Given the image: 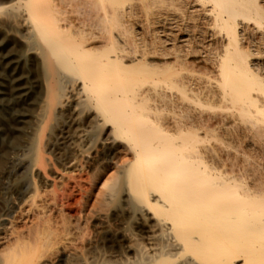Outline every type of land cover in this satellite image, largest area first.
<instances>
[{"label": "bare ground", "instance_id": "6f19581e", "mask_svg": "<svg viewBox=\"0 0 264 264\" xmlns=\"http://www.w3.org/2000/svg\"><path fill=\"white\" fill-rule=\"evenodd\" d=\"M69 2L0 0V176L7 174L6 163L24 139L37 141L32 164L42 165L41 140L52 120L53 107L63 103L68 84L80 82L87 108L96 109V112L90 122L91 133L81 131L80 150L73 148L74 155L89 150L100 137L109 144L116 143V150L133 155L124 164L128 171L122 182V191L127 207L121 211L123 219L118 220L119 244L117 249L112 245L107 255L79 247L76 242L83 237L81 227L70 228L68 224L71 222L66 215L53 214L52 210L49 213L46 201L41 199L40 187L34 183L30 190L15 194L20 213L25 211L22 207L27 206L34 223L16 226L13 224L16 221L14 210H0V264H48L56 257V264H115L106 257L116 259V264H264L263 188L256 183V186L243 184L234 173L228 176L224 167L208 165L201 156L193 154L191 148L180 150L163 140L149 139L152 135L149 131H153V127L145 124L143 113L142 119H138L141 122L135 124L136 120H133L135 110L144 101L148 90L146 94L138 91L141 97L144 94L143 99L137 95L136 101L129 106L132 99L125 84L131 80L129 74L139 70H135L136 67L155 68L163 74L165 82L180 83L195 95L206 97L209 94L206 97L209 99L213 92L209 87L213 86L222 101L239 98L241 112L253 114L264 123V72L250 59L254 55L247 53L244 44H240L239 37H245L246 30L242 29V35H238L241 21L237 19L239 14L235 5L239 1L199 0L210 4L211 9L207 13L223 32V38L227 39L222 45V54L215 57L214 62L210 58L215 73H211L214 76L210 77V82L208 80V87L207 84L204 87L195 84L191 79L186 81L182 74L183 79L173 76L178 75V67L183 69L186 64L182 62L179 55L182 50L178 46L172 45L174 47L170 46L167 52H163L167 58L161 64L149 62L145 49H139L142 54L137 51L126 53L109 30H106L109 35L105 33L108 42L98 47L97 39L105 36L100 34L97 38V24L100 22L97 23V19L100 17L95 5L89 8L92 11L88 14L90 16L81 20L75 18L77 15L74 18L69 15L79 9L78 5L75 7ZM242 2L249 10L250 0ZM105 11L103 20L107 23L113 14L107 13V9ZM80 16L83 17L82 14ZM259 16L264 20V15ZM104 22L103 28L108 29L110 26ZM98 27L103 30L102 26ZM246 36L250 37L248 33ZM150 50L152 53L153 49ZM24 52L30 54L32 67L45 71L44 80L38 84V99L33 98L34 85L28 74L18 69L28 61L23 58ZM170 54L175 58L169 60ZM173 68L176 73H170ZM196 85L201 88L197 86L196 89ZM109 87L110 90L115 88V92H107ZM167 95H162L164 105L169 103ZM186 127L181 129L187 130ZM165 130L158 128L157 133L163 136ZM74 155L68 162L70 168L77 163ZM96 175L92 187L97 184ZM118 182L119 177H115L109 186L110 194L97 197L100 210L113 200ZM80 186L77 184L76 187ZM72 196L73 192L62 191L59 201L63 205ZM57 200L55 197L54 202ZM5 220L13 227L8 229ZM131 221L139 228L137 232L127 230L125 225ZM4 230L8 231L4 234L1 232Z\"/></svg>", "mask_w": 264, "mask_h": 264}, {"label": "rangeland", "instance_id": "374dc122", "mask_svg": "<svg viewBox=\"0 0 264 264\" xmlns=\"http://www.w3.org/2000/svg\"><path fill=\"white\" fill-rule=\"evenodd\" d=\"M70 1L72 3L67 0L75 7L78 5L77 8L79 7L81 11L76 9V13L71 8L72 12L69 15L73 18L74 15H77L75 18L78 17L81 20L90 16L88 15L90 12L92 13L90 9L95 5L97 15L100 17V19H97V23L100 21L97 24V38L100 37V34L105 36L104 38L100 37L102 41L100 38L97 39L98 47L108 42L105 39V33L112 32L111 34L118 40L117 45L120 44L119 46H122L123 50L125 48L124 51L126 53L129 52L131 54L130 52L137 51V53L142 54L145 49L144 53L147 52L146 58L149 62L161 64L167 58L163 55V52L174 47L172 45L178 46L183 52L179 53L182 57V62L185 61L183 63L186 64L183 66L184 70L178 67L176 71L173 68L170 73L177 72L178 75L175 76L173 74L175 78L179 76L181 79L183 76L186 81L191 79L194 80L195 84L198 83L202 87L207 84L206 86L208 87V80L210 82V77L214 76L211 74L214 70L212 63L220 53L222 54V45L227 41L225 37L223 38L224 34L220 31L219 26L217 27L214 23L213 17L207 13L211 9L208 2L202 3L199 0ZM238 1L239 3L235 5V9L240 16L237 19L239 22L241 21L238 27V35H242V29L246 30L245 37H243L244 35L242 36L243 38L239 37L240 44H244L243 47L247 53L254 55L250 59L254 60L258 64V68L264 72V20L259 16V14L264 15V0H256V2L255 0H250L249 10L243 6L242 0ZM254 4H257L260 8H256ZM117 5L118 7H116ZM103 7L107 9V13L113 14L109 19L110 22L107 21L106 23L103 20L106 13V9ZM112 10L113 12H110ZM116 10H118L120 15L117 14ZM94 12L96 10H93ZM81 14L83 17L80 16ZM252 14H254V17ZM85 16L87 17L84 18ZM102 21L107 24L106 26L114 29L110 27L108 29L107 27L106 29L105 27L103 28L104 24L102 25ZM113 21H119L120 23ZM108 22L110 23L109 25ZM98 26H102L103 30ZM106 30H109V32ZM98 31H103V33ZM247 33L250 37L246 36ZM116 38L115 42L117 41ZM165 42L166 44H164ZM148 49H153L152 53L154 52L155 54H152L151 50L149 51ZM168 57H171L169 60H172L175 55L172 56L170 54ZM23 58L28 61L18 69L28 74L30 81L34 85L33 98L38 99L40 96L38 84L44 80L45 71L43 68H36L30 65L32 64L31 61L29 62V59L31 60L30 54L24 52ZM258 61L261 63L259 64ZM150 68L136 67L135 70H139L130 73L131 80L125 83L126 90H129L127 91L128 93L130 92L132 99L128 103L129 106L136 101L137 95L139 99H143L146 91H149H147L144 101L139 103L135 110L137 112L133 119L136 120L134 123L138 124L141 122L143 113V116L146 117L143 118L145 124L153 127L151 128L153 131H149L152 133L149 139L163 140L165 144L175 146L180 150L186 147L191 148L193 154L201 156L202 161L208 165L224 167L228 176L234 173L239 179H242L243 184L252 183V185H255L254 183H256L257 186L259 185L263 188L261 191H264V123L253 114L241 112V102L237 97L232 100L222 101L215 94L216 90L212 86L213 88L209 87V89L210 91L213 90L211 96L214 97L210 96L211 99L210 97L207 99L206 97L209 94L206 97L197 93L195 95L180 83L165 82L161 72L158 73L155 68ZM140 70L141 72L144 71V73H138ZM155 71L158 74H155ZM199 85H196V89L197 86L200 87ZM109 86L111 87V85ZM110 87L108 88L109 90L106 89L107 92L112 93L116 90L112 87L113 90L111 89V91ZM138 91L144 93L142 97ZM163 94L169 95H167L169 97L168 104H163ZM84 95L85 93L80 91V82L70 83L66 90V96L63 98V103L53 107L52 120L41 140L42 150L40 157L46 164H44V161L41 166L32 164L35 158L37 141L31 138L24 139L25 141H22L20 150L18 149L17 152L11 155L5 166L7 174L0 176V210L8 212L14 210L13 217L16 221L13 224L19 227L24 226V224L30 226L32 222L34 223L33 214L28 212L27 206H23L22 209H25V211L20 213V209L16 204L15 194L20 191L30 190L36 183L42 192L41 199L46 201V210H50L49 213L52 210L53 214L66 215L71 222L68 224L70 228L81 227L83 237L80 240L78 239L76 244L78 243L79 247H83L87 251L96 250L97 253H106L107 255L112 245L115 247L114 249H117L119 244L116 232L119 224L118 220L123 219L121 211L124 206L127 207L123 198L125 195L122 191V182L125 181L128 171L124 164H127L133 155L132 153L116 150V143L109 144V141H105L101 137L89 150H84L85 152L74 155L73 148L80 150L78 146L79 135L86 131V133H91L90 127L92 124L90 122L96 112V109L87 108ZM139 118L141 119L138 120ZM183 126H187L186 129H188L182 130ZM162 127L166 129L164 132L166 136L157 133L158 128L161 129ZM196 131L198 135H196ZM189 142L191 144H188ZM73 155L77 163L75 167L73 166L74 168H70L68 162ZM244 169L246 170L245 172ZM101 171L102 173H100ZM94 174L98 175V179L97 184L92 187ZM115 177H119L120 181L117 185L118 190L113 193L114 198L110 204L100 210V205L97 206V197L110 194L109 186ZM77 184H81V186L76 187ZM62 191H66L68 194L73 192L70 200L64 201L63 205L59 201ZM55 197H58L56 201L59 203L58 205L54 202ZM4 218L7 219V217ZM5 223L8 229L13 227V224L8 220H5ZM125 226L127 230L133 232H137L139 229L136 228L137 225L133 221ZM6 231L8 230L1 232L5 234ZM4 234H2V237ZM56 258H54L55 260L52 259L53 261L51 260V263L49 262L48 264L58 263V257ZM106 259H110L116 264V259L109 257H106Z\"/></svg>", "mask_w": 264, "mask_h": 264}]
</instances>
